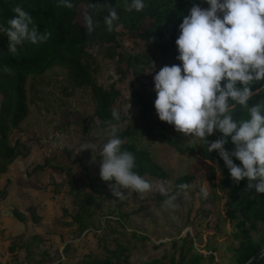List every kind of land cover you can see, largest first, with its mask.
I'll use <instances>...</instances> for the list:
<instances>
[{"label":"rangeland","instance_id":"374dc122","mask_svg":"<svg viewBox=\"0 0 264 264\" xmlns=\"http://www.w3.org/2000/svg\"><path fill=\"white\" fill-rule=\"evenodd\" d=\"M85 12L86 7L81 5L76 21L82 25ZM149 23V20L144 22L145 25ZM117 31L122 44L119 51H143V41L129 36L123 27ZM91 51L99 67L98 82L106 88L114 84L121 93L113 108L125 118L116 125L117 131H124L139 116V107L130 100L139 83L131 71L125 78H120L115 61L103 57L98 47H93ZM159 69L155 64L154 69L152 67L146 74L145 83L152 92L153 76ZM27 88L28 115L12 139L20 137L30 148V154L19 157L11 168L7 196L2 189L8 176H2L0 200L7 199L5 206H19L28 216L27 209L35 207L42 220L33 223L30 219L27 233L13 241L18 243L17 248L21 249V244L36 234L43 239V245L52 250L56 261L75 263L87 255L104 258L108 256L107 249L114 250L122 245L126 247L125 255L128 257V262L124 264H151L155 259H162L161 264H173L171 256L180 257V246L187 237L186 247L193 245L194 248L189 255L201 253L207 257L205 263L210 255H214L212 264H230L231 248L238 243L231 237L232 226L225 215V195L219 190L223 176L220 173L215 178L210 177L209 162L198 157L194 151L198 140L177 133L173 127L163 130L170 141L161 135L160 128L154 130L153 136L139 128L133 137L137 147L148 151L152 160L162 166L169 177L145 175L143 178L152 185L150 191L141 198L122 189L126 198L119 200L110 191L109 183L102 185L99 180V151L94 156L90 149L79 151L83 142L101 144L111 132L110 128L103 129L98 124L90 89L74 87L67 69L61 66L30 77ZM154 117L158 118L157 115ZM47 159L50 167L31 177L27 175L35 165ZM61 167L73 169L78 179L77 193L70 191ZM185 175L194 177L187 194L180 190L174 192L175 180ZM161 185L167 195H161ZM202 187L207 189V197L201 196ZM88 194L94 196L86 214L89 227L81 232L78 224L72 221L82 198ZM22 227L25 228L24 225ZM263 228V224L259 223L251 234L256 237ZM173 242L178 243L176 251ZM66 244L69 248L65 250ZM33 252V259L38 260V249ZM17 256L15 254L14 258Z\"/></svg>","mask_w":264,"mask_h":264},{"label":"trees","instance_id":"16d2710c","mask_svg":"<svg viewBox=\"0 0 264 264\" xmlns=\"http://www.w3.org/2000/svg\"><path fill=\"white\" fill-rule=\"evenodd\" d=\"M71 9L57 5V0H0V22L6 23L14 13L12 8L20 5L33 17V22L39 32L47 31L49 38L44 43L26 44L19 47L15 54L9 52L8 39L0 34V176L6 174L11 164L19 157H26L30 154V148L25 145L20 137L12 139L17 130H20L21 123L27 118L29 111L27 80L46 73V71L61 66L67 69V75L71 84L76 88H88L91 91L95 102V117L99 120L101 128H109L106 121H111L119 125L125 120L120 115L119 121L112 120L111 113L116 100L120 97V91L112 84L109 88L104 87L97 80L99 67L95 54L91 51L93 47H98L99 53L106 59L114 60L116 71L120 73V78H125L128 72H132L134 79L139 83L131 96V102L139 107V116L134 124H129L124 131H117V135L123 140L122 148L134 153L136 158V168L142 177L149 175L155 178H167L169 173L149 155L146 150L139 149L133 140L139 128H143L149 136L155 135L154 130L160 128L161 135L170 141L163 132L164 129L173 127L166 122L155 118L154 108L155 92H152L146 85L147 72L155 64L159 68L164 65L179 64L176 59L178 53L175 40L179 35L178 25L182 22L180 14H187L194 3L202 8L208 5L201 0H144L145 7L140 12H128L124 9L121 0H71ZM81 5L86 7L83 25L76 21L78 10ZM109 9L117 11L118 19L113 21L111 31L105 24V17L109 14ZM91 18L92 30L88 31V20ZM150 23L145 25L144 22ZM119 27H123L126 33L134 39L144 43L143 51L130 53L119 51L122 47L118 39ZM160 70V69H159ZM183 74V73H182ZM223 83V82H222ZM255 93L248 101L250 106L264 103V92H257L260 83L250 86ZM243 115H247L246 110L236 106L233 119L238 120ZM221 136V133H214L207 137L209 141H214ZM197 143L194 148L198 157L209 162V175L215 178L216 168L221 170L223 179L219 183V190L225 195L226 219L232 226L231 237L237 246H232V256L230 264H245L253 258L264 245V228L262 232L254 237L251 230L257 228L259 223L264 226V194H255L254 190L246 187V180H241L238 185L230 179L229 172L225 168L223 161L213 152L208 153L202 145ZM226 149H231V142L225 145ZM213 161V163H211ZM239 164V161H234ZM50 167L47 159L44 163L35 165L27 175L30 177L40 171ZM68 179L70 191L78 192V179L74 175L71 167L60 168ZM102 185L104 182L99 176ZM193 176L185 175L179 177L174 182V192L178 191V185L182 183L191 184ZM11 179H7V184L2 189V193L7 196L8 186ZM76 192V193H77ZM94 196L87 195L82 198L78 211L73 217L72 223L78 224V229L84 232L89 227L86 218L88 205ZM30 217L16 207L14 216L24 224L30 219L33 223H40L42 218L37 215L35 207L27 209ZM187 238V237H186ZM186 238L180 246V257L176 259L173 254L170 258L173 264H212L214 255L207 257L201 253L189 251L194 250L193 245L186 247ZM43 239L39 235L30 236L22 248L27 251L26 260L28 263L50 264L56 262L49 250L43 247ZM174 251L178 247L177 242L172 244ZM18 243L13 242L10 250L14 252ZM34 248V249H33ZM68 244L65 250L68 249ZM38 249L39 260L33 259V250ZM108 256L104 258L91 257L87 255L80 262L69 264H124L128 262L125 255L126 247L118 245L114 250L107 249ZM264 256V255H263ZM35 258V257H34ZM162 259H155L151 264H161ZM56 264H63L59 260ZM254 264H264V257H261Z\"/></svg>","mask_w":264,"mask_h":264},{"label":"clouds","instance_id":"9594fccd","mask_svg":"<svg viewBox=\"0 0 264 264\" xmlns=\"http://www.w3.org/2000/svg\"><path fill=\"white\" fill-rule=\"evenodd\" d=\"M201 2L208 7L194 3L186 15L180 14L182 22L175 40L180 63L164 65L153 76L155 112L174 131L198 140L208 153L215 152L234 184L246 180L247 189L264 194V103H248L255 94L251 85L260 83L256 91L264 92V0ZM121 3L128 12H140L145 7L144 0ZM57 5L73 7L71 0H57ZM12 12L6 23L0 22V34L7 37L10 53L48 40L50 33L39 32L28 11L15 5ZM117 19V11L109 9L105 17L109 31ZM87 27L92 30L91 18ZM236 106L247 115L233 119ZM111 116L114 121L120 119L116 110ZM106 123L111 129L108 138L101 144L85 141L79 151L90 149L93 156L99 151V176L110 182L108 187L119 200L126 198L122 189L142 198L152 185L135 171V155L122 148L116 125ZM214 131L221 136L209 141L207 137ZM229 142L233 145L230 150L225 147ZM216 172L220 175L221 170L216 168ZM190 187L187 183L178 185L185 194ZM159 191L167 195L164 186ZM200 194L207 197V189L202 187Z\"/></svg>","mask_w":264,"mask_h":264},{"label":"crops","instance_id":"0c3cea01","mask_svg":"<svg viewBox=\"0 0 264 264\" xmlns=\"http://www.w3.org/2000/svg\"><path fill=\"white\" fill-rule=\"evenodd\" d=\"M14 163L10 165L8 172L6 174L0 176V180L4 175H7L8 178H10L9 176L11 175L10 171L11 168L14 166ZM6 200H4V198L0 200V208L2 209V211L0 212V264H35V262H31V263L27 262L26 260L27 251L25 248H21V249L16 248L17 250L14 252L10 250L13 241L21 236H24L29 230L30 226H29V222L27 224H24L14 216L13 211L16 207L19 206L16 205L13 207L12 206L9 207L7 205L5 206ZM21 224L24 225L25 228H23ZM43 247L48 248L46 247V245H43ZM48 250L52 255V250L51 249ZM15 254H18V256L14 258ZM58 262L59 261H56L50 264H56ZM62 263L69 264L72 262L62 261Z\"/></svg>","mask_w":264,"mask_h":264},{"label":"water","instance_id":"95a60500","mask_svg":"<svg viewBox=\"0 0 264 264\" xmlns=\"http://www.w3.org/2000/svg\"><path fill=\"white\" fill-rule=\"evenodd\" d=\"M264 255V245L261 248V250L253 257L251 258L248 262H246L245 264H254L255 262H257L262 256Z\"/></svg>","mask_w":264,"mask_h":264}]
</instances>
